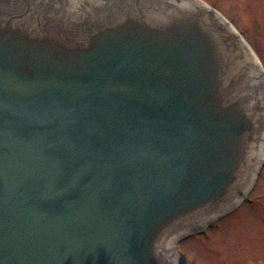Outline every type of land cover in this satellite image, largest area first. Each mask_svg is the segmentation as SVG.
Here are the masks:
<instances>
[{"label":"water","instance_id":"95a60500","mask_svg":"<svg viewBox=\"0 0 264 264\" xmlns=\"http://www.w3.org/2000/svg\"><path fill=\"white\" fill-rule=\"evenodd\" d=\"M257 64L204 2L0 0V264H186L263 165Z\"/></svg>","mask_w":264,"mask_h":264},{"label":"rangeland","instance_id":"374dc122","mask_svg":"<svg viewBox=\"0 0 264 264\" xmlns=\"http://www.w3.org/2000/svg\"><path fill=\"white\" fill-rule=\"evenodd\" d=\"M201 1L243 35L264 68V0ZM172 246L186 264H264V166L235 210L179 237Z\"/></svg>","mask_w":264,"mask_h":264},{"label":"bare ground","instance_id":"6f19581e","mask_svg":"<svg viewBox=\"0 0 264 264\" xmlns=\"http://www.w3.org/2000/svg\"><path fill=\"white\" fill-rule=\"evenodd\" d=\"M66 1H69L72 4H95V3L101 2L103 0H66ZM179 1L185 5L196 4V3L202 4V2L200 0H179ZM252 75H253L252 84L254 86L263 87V84H264V68H263V66L257 64V67L253 70ZM173 255L177 261L181 260L178 257V254L175 250L173 251Z\"/></svg>","mask_w":264,"mask_h":264}]
</instances>
